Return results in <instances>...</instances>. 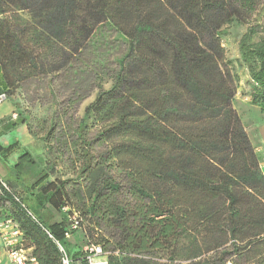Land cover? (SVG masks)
<instances>
[{
	"label": "trees",
	"instance_id": "obj_1",
	"mask_svg": "<svg viewBox=\"0 0 264 264\" xmlns=\"http://www.w3.org/2000/svg\"><path fill=\"white\" fill-rule=\"evenodd\" d=\"M263 1L0 0V96L70 68L102 26L129 44L111 87L86 107L77 128L89 182L85 215L98 218L111 196L128 198L107 210L120 235L109 264H162L154 258L175 255L184 239L205 246L198 257L214 252L233 264H264V171L233 106L238 78L222 45L225 30L249 24ZM260 28L247 31L240 52L250 104L264 111ZM95 145L104 147L98 157ZM30 162L25 154L16 169ZM46 179L38 181L34 213L0 181L1 200L12 206L4 218L19 225L23 247L39 264H61L54 240L67 247V228L46 226L38 208L68 209L69 219L77 197L86 196Z\"/></svg>",
	"mask_w": 264,
	"mask_h": 264
},
{
	"label": "rangeland",
	"instance_id": "obj_2",
	"mask_svg": "<svg viewBox=\"0 0 264 264\" xmlns=\"http://www.w3.org/2000/svg\"><path fill=\"white\" fill-rule=\"evenodd\" d=\"M256 25H259L260 31H263L264 1L249 24L235 22L225 30L222 45L226 50L230 69L238 78V90L233 106L246 127L260 158L261 169L264 171V153L262 152L264 151V111L250 104L251 78L240 52L242 37ZM262 35L259 34L255 40H259ZM128 49V42L115 30L102 26L86 46L79 60L70 68L55 77L26 82L14 96L7 97V101L4 102V107L10 104L13 112L5 121L9 123V126L5 128L6 131H3L2 136L4 135V141L9 144L17 143L15 150H18L19 155L13 156L12 167H5L7 173L0 174V179L5 182L9 192L15 198L23 200L33 213L32 207L38 206L39 203V187L44 183H38V181L43 177L47 178L45 183L68 182L69 191L81 190V194L86 196L83 199L81 196L77 197L78 208H69L71 213H74L69 219L65 216L68 209L60 212L48 204L38 208L40 221L46 226L65 225V228H68L73 219L81 221L80 228L73 233L70 240H67L66 247L75 264H87L83 262V259L89 255L86 251L93 247L102 249V256L94 257V262L105 261L109 264L108 254L114 250L120 237L110 211L107 210H111L110 206L115 204L125 205L128 198L125 197L124 192L111 196L113 198L102 209L103 212L97 215L98 218L91 220L90 216L85 215L84 205L88 201L89 182L87 176L81 175L85 159L82 156L81 142L77 138V128L86 107L95 100L101 90L111 87L119 70V63L128 53ZM0 81H2L1 77ZM24 121L28 123L32 137L26 127L21 124ZM92 138L93 135L88 136V139ZM103 152L104 147L97 145L92 151L96 157ZM25 154L31 162L25 168L17 170L19 160ZM0 166L4 167V164L1 163ZM111 174L117 180L122 178L116 170ZM1 197L0 190V217L10 216L12 206L8 201L1 200ZM198 247L206 251L201 242L184 239L179 247L175 248L176 256L171 250L161 252L159 258L154 259L162 264H233V258L221 256V254L215 255L214 252L198 257ZM227 247H229L228 244L225 249ZM171 256H175L176 260H171ZM146 259H152V256L147 255ZM119 260L121 261L122 258L119 257Z\"/></svg>",
	"mask_w": 264,
	"mask_h": 264
},
{
	"label": "built area",
	"instance_id": "obj_3",
	"mask_svg": "<svg viewBox=\"0 0 264 264\" xmlns=\"http://www.w3.org/2000/svg\"><path fill=\"white\" fill-rule=\"evenodd\" d=\"M6 100H7L6 95L4 94L1 95L0 96V106ZM0 181L3 187H5L8 190L6 184L2 180ZM15 199L18 202H20V199L18 198H15ZM29 214L32 216L31 213ZM70 222H71L70 227H68L67 231L65 232L66 240L71 239L73 233L79 229V225H80L76 219H73ZM0 228L2 230L1 235H2L3 245L6 249L10 264H39L37 259L32 255L31 250H27L23 248V242H22L23 233L20 230L19 225L16 222H14L10 218H4L3 221L0 223ZM50 238L53 239L52 236H50ZM54 241L60 253L61 264H75L67 248L62 246L58 241L56 240ZM86 254H89V255H86L84 257L83 262H86L87 264H107L105 261L104 262H100V261L94 262L95 261L94 257L102 256V249L100 247L98 248L93 247V249L87 250ZM98 259H101V258H98Z\"/></svg>",
	"mask_w": 264,
	"mask_h": 264
},
{
	"label": "crops",
	"instance_id": "obj_4",
	"mask_svg": "<svg viewBox=\"0 0 264 264\" xmlns=\"http://www.w3.org/2000/svg\"><path fill=\"white\" fill-rule=\"evenodd\" d=\"M12 112H13V108L10 104H8V105H6V107H4V103H3L0 106V131L1 132L6 131L5 128L9 126L8 125L9 123L8 122L6 123L5 121H6V119H8L12 115ZM26 129H27V127H26ZM27 131H28V129H27ZM28 133H29V131H28ZM29 135H30V133H29ZM1 136H0V148H1L0 164L1 163H2V165L4 164V167L0 166V174L2 173L4 175L5 173H7V170H5V167L10 168L13 166V163H12L13 156L18 155V150H15V145L17 143L14 142L12 144H9L7 141H4V138H3L4 135L2 137ZM259 150L262 151L261 149H259ZM262 152L264 153V151H262ZM8 161H10V162H8ZM0 178H1V176H0ZM3 219H4V217H0V223L3 221ZM1 234H2V230L0 228V264H10L6 249L3 245Z\"/></svg>",
	"mask_w": 264,
	"mask_h": 264
}]
</instances>
